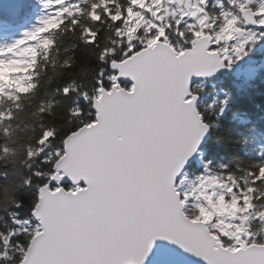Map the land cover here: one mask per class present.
Listing matches in <instances>:
<instances>
[{"label": "snow or ice", "instance_id": "snow-or-ice-1", "mask_svg": "<svg viewBox=\"0 0 264 264\" xmlns=\"http://www.w3.org/2000/svg\"><path fill=\"white\" fill-rule=\"evenodd\" d=\"M264 264V0H42L0 43V264Z\"/></svg>", "mask_w": 264, "mask_h": 264}, {"label": "rangeland", "instance_id": "rangeland-1", "mask_svg": "<svg viewBox=\"0 0 264 264\" xmlns=\"http://www.w3.org/2000/svg\"><path fill=\"white\" fill-rule=\"evenodd\" d=\"M22 0H0V13L9 14L10 11H19ZM28 10L16 21L6 18L0 19V34H4V40L0 43H11L14 39L22 36L24 31L31 29L42 14V0L27 1ZM21 14V11H20Z\"/></svg>", "mask_w": 264, "mask_h": 264}, {"label": "water", "instance_id": "water-1", "mask_svg": "<svg viewBox=\"0 0 264 264\" xmlns=\"http://www.w3.org/2000/svg\"><path fill=\"white\" fill-rule=\"evenodd\" d=\"M163 249L175 251V246L168 245L167 242L164 241H158L157 247L154 250L152 257H150L148 264H158L160 253ZM188 264H200V262L196 261L195 258H188Z\"/></svg>", "mask_w": 264, "mask_h": 264}, {"label": "trees", "instance_id": "trees-1", "mask_svg": "<svg viewBox=\"0 0 264 264\" xmlns=\"http://www.w3.org/2000/svg\"><path fill=\"white\" fill-rule=\"evenodd\" d=\"M27 1H30V0H23L22 1V7H21V9H19V11H21V13L27 11ZM16 12H18V10L14 11L13 13L15 14Z\"/></svg>", "mask_w": 264, "mask_h": 264}, {"label": "bare ground", "instance_id": "bare-ground-1", "mask_svg": "<svg viewBox=\"0 0 264 264\" xmlns=\"http://www.w3.org/2000/svg\"><path fill=\"white\" fill-rule=\"evenodd\" d=\"M4 34H0V41L4 40Z\"/></svg>", "mask_w": 264, "mask_h": 264}]
</instances>
